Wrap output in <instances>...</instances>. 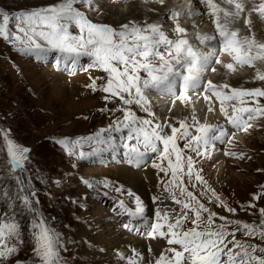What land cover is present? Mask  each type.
Instances as JSON below:
<instances>
[{
	"label": "snow or ice",
	"instance_id": "1",
	"mask_svg": "<svg viewBox=\"0 0 264 264\" xmlns=\"http://www.w3.org/2000/svg\"><path fill=\"white\" fill-rule=\"evenodd\" d=\"M149 2L163 10L161 13L155 7L147 9L160 19L153 22H148L146 17L128 19L115 27L89 18L87 13L103 14L100 0H58L14 11L0 8V38L18 53L37 59L46 53L59 52L63 63H70L74 69L82 57H88L90 63L81 70L96 69L105 74L89 77L91 82L86 87L105 93V101L118 100L120 106L109 111L122 115L115 116L107 127L92 135L55 139L54 143L68 157L75 160L95 157L103 150L101 145L116 143L117 138L111 133L125 130L127 135L121 138V144L129 165L139 168L150 153L156 154L153 167L163 176L157 181L162 191L153 200L163 206L156 209V220L147 236L164 244L156 252L149 246L147 256L137 248L120 250L121 260L127 264H264V208L259 209L258 223L230 220L211 211L190 190L200 186L202 194H210L209 199L215 200L219 207L233 214L237 211L209 185L202 175L203 168L197 165L200 160L212 157L218 143L231 145L236 132L248 133L253 121L264 118V104H261L264 88H233L227 83H214L207 79V74L217 73V66L235 73L238 67L247 65L255 69V79L264 81V41L257 39L253 31V16L264 20V0H198L201 8L197 9L191 0L181 3L141 0L140 6ZM204 17L212 26L210 31L202 30L196 22L195 18ZM182 19H192L191 30L182 26ZM225 56L231 62L222 60ZM61 63V59L56 60L55 70L61 71ZM153 92L171 97L172 106L177 102L191 106V121L178 120V126L156 122L150 99ZM201 96L208 102V112H214L213 98L219 102L225 123L200 121L193 97ZM132 105H137L150 118L138 116ZM226 125L234 131L230 133ZM165 129H170V134ZM10 131L0 128V175L3 176L0 204L6 209L0 212V264H67L62 256L67 251L66 241L38 209L37 193L29 187L32 181L25 175L26 164L31 163V149L14 140ZM85 145L91 150L85 151ZM224 155L245 159L243 153L225 151ZM81 183L98 195L102 185L132 202L134 207L121 198L118 208L113 210L117 216L130 218L122 223L123 229L131 231V221L145 216L146 206L141 197L124 185L88 178H81ZM103 195L109 193L105 191ZM262 196L264 193L253 194V200L259 201ZM87 198L85 194L73 202L83 208L80 201ZM248 207L257 205L249 202ZM25 213L30 217L28 232L32 241L27 262L17 258L25 243L20 223ZM238 233L250 239H237Z\"/></svg>",
	"mask_w": 264,
	"mask_h": 264
},
{
	"label": "rangeland",
	"instance_id": "2",
	"mask_svg": "<svg viewBox=\"0 0 264 264\" xmlns=\"http://www.w3.org/2000/svg\"><path fill=\"white\" fill-rule=\"evenodd\" d=\"M101 1L103 5L102 15L87 14L93 22L111 24L114 27L118 25L113 23V16L105 9L108 8L107 5L111 4L113 8H116L117 6H122V3H125V7H123V5L121 8L127 13V9L130 5L132 6L139 2L137 0H123L122 3H113L111 0ZM56 2H58V0H0V8L14 11L29 7L45 6ZM177 2L178 0H176V3ZM157 8V10H159L158 6ZM195 19L200 25L203 24L200 19L199 22L197 18ZM148 22L150 21L148 20ZM253 23V29L255 30L256 36H258L257 39L264 41V32L262 35L260 34V31L262 29L264 30V20L255 17V19L253 18ZM259 23H262L260 25L261 28H256V24ZM190 24H192V19H185V22H182V26L185 25L191 30ZM12 26L13 25H10V27ZM165 27H169V24L166 23ZM243 34L245 33H242V35ZM57 59H59V57H57V52L46 53L42 59L18 53L7 41L0 38V128L10 129V135L14 140L31 149V163L26 164L28 172L25 175L32 181L29 187L34 188L37 193L39 199V204L37 205L38 209L47 219L48 224L60 232L66 241L67 251L62 252V256L67 264H115L116 260L114 256L110 260L106 259L102 261L103 259L96 260V257L84 254L83 248L79 246L82 238H78L79 228L83 225V221H81L80 217L84 215L85 210L93 213V204L97 203L104 208L105 214H110L113 220L117 222L118 227L122 226V223L128 222V220L125 217L121 218V216H117L113 210L117 209L118 200L125 197H122L119 193L112 192L111 189L103 188L102 185L99 187L98 192L103 194V192L107 191L109 193L107 198L109 199L110 197L112 202H107L108 200H105L106 196L98 195L96 193L97 191L88 188L86 192L85 190H82L84 192H80L79 189H74V191L69 192L67 191L68 189H63L64 179L62 177L72 175H77L79 178L87 177L88 171L83 169L92 167L101 168V166H104L107 169L114 168L113 164H116L118 161L116 155L109 152L108 157L105 158L109 159V157H111L112 159H106L102 162L99 158L104 159L103 155L100 157H92L90 161L87 159L75 160L68 157L66 152L54 143V140L63 137L79 138L81 136H88L96 133L101 128L107 127L115 116L122 115L119 112L113 115L109 111L119 107L120 102L118 100L105 101V93L101 91L93 92L86 87V85L91 82L89 77L105 76L103 72L96 69H89L88 71L81 70L82 68H86L89 64L87 63L88 57H83V63L80 64L75 71H63L62 68L61 71L55 70ZM257 67H260V65H257ZM248 69L255 73V69L251 67ZM254 77L255 74L249 78L243 79L239 82L240 86L231 79L226 81H228L227 84L233 88L244 89L249 86L264 88V81H259ZM226 81L224 83H226ZM97 83L99 84L100 81ZM216 83L220 82L217 81ZM150 99L152 100L151 95ZM213 101L212 106H219V102H217L215 98H213ZM205 104L209 106L208 102ZM261 104H264V98H261ZM181 105L182 106L178 108V111H180V109L181 111L175 114L176 118L172 114V109L168 110L166 106H164L162 112L159 108L156 109L153 106L152 110L156 113L154 118L155 121L160 123H176L178 120L182 119L191 121V106ZM130 107L138 116L150 118L146 113L141 111L137 105H132ZM102 108L106 110L100 111ZM229 110L231 111V108H229ZM206 113L209 114L207 110H196V115L202 123L208 120ZM210 122L217 124L225 123L223 115L221 119L214 121L211 119ZM176 126H178V123H176ZM165 132L170 134V129H165ZM126 134L127 130L123 133H111V135L117 138L113 146H118L121 149L119 156L123 161L122 164L125 163L122 157L124 148L121 147L120 144L121 138L126 136ZM235 136L237 139L234 138L231 145L225 144L219 146L220 144H217V151L213 153L212 157L210 159L200 160L197 166L203 168L202 175L208 181L209 185L215 189L226 204L237 209L236 213L227 212L225 209L219 207L215 200L209 199L210 194H202L200 186L194 189L190 187V190L196 193L201 199V202L205 203L206 207L216 212L219 216H225L230 220L240 219L244 222L258 223L260 219L259 209L264 208V196H262L259 201H255L253 200V194L264 193V187H261L264 185V118L256 120L255 124H253V128H251L248 133L241 134V132H236ZM241 136L245 137L244 142L241 141ZM182 146L183 143L181 142V147ZM86 147L87 150H89L90 147L85 145V148ZM225 151L243 153L245 159L240 160L232 156H226L224 155ZM154 156V154H149L150 158L148 157L147 165L150 166L151 163L157 160V157ZM218 157L219 159L223 158V160L227 161L225 163L227 167L223 175L216 172V166L219 160ZM87 162L92 163V166H89ZM73 164L76 165L75 168L72 167ZM80 165L83 169H79ZM77 168L78 170H76ZM142 176L144 181H147L151 200L154 204H157L158 202L154 201L153 197L162 191V186L158 184L157 181L163 174L157 169L155 175L149 177L150 179L148 176L144 175V172ZM92 177L93 180L103 179L101 176L97 178L98 175ZM2 179L3 176L0 175V180ZM105 179L117 185L116 182L112 181L110 178L106 177ZM57 180L61 181L60 184L55 183ZM67 185H69V187L75 186H72V184ZM124 187L129 189L126 186ZM129 190L135 192L134 189ZM135 193L137 194V192ZM85 194H88V198L80 201L83 208L73 202L80 200V197ZM129 201L130 200L126 199L127 204H132V202ZM249 202L255 203L257 207L249 208ZM167 204H171V201H167ZM172 206L178 208V206ZM5 210L4 205L0 204V212ZM29 220L30 217L27 213L20 219L25 243L21 246L17 258L25 262H27L31 256L32 248V241L30 239V233L28 232ZM217 222L219 223V221ZM143 226L148 227L146 222ZM189 226L191 225L186 224V227ZM142 239L145 240H143L145 244L142 245L144 247L131 245L128 250L132 247H136L142 253L145 251L144 254L146 253L145 256H147V249L151 246L148 242L151 241V239L148 238L147 234H144ZM237 239L250 238L244 237L238 233ZM84 242L85 244L88 243L86 239H84ZM251 242L258 241L252 240ZM116 256L120 258L118 253ZM121 262L127 264L124 260H121Z\"/></svg>",
	"mask_w": 264,
	"mask_h": 264
},
{
	"label": "bare ground",
	"instance_id": "3",
	"mask_svg": "<svg viewBox=\"0 0 264 264\" xmlns=\"http://www.w3.org/2000/svg\"><path fill=\"white\" fill-rule=\"evenodd\" d=\"M137 1H139V2L133 4L132 6L130 5L128 7L127 13L124 12L123 8H121L123 5H124L123 7H125V3L124 4L122 3V6H120V7L117 6L116 8H113V6L111 4L110 5L106 4L108 6V8H105V9H107L108 13L113 16V21H114L113 23L117 24V25H119L120 23H123V22H127L128 19H140V18L146 17L147 20H149L150 22L160 19V16L147 11L148 8H153V7L157 8L158 5H156L152 2H149L144 7H141L140 6L141 0H137ZM101 2L102 1L100 0V3ZM174 2L176 3V0H174ZM181 2H187V0H178L177 3H181ZM191 4H192L194 9L201 8V5L198 4V0H191ZM158 12L162 13L163 10L159 9ZM255 17H258V16L254 15L253 18L255 19ZM197 19H198V22L200 20H201V23L203 22V24H201V25L198 23L200 25V28L201 29L203 28L202 30H204V31H210L211 30L212 26L207 21L206 17H204L202 19L201 18H197ZM182 22H185V19H182ZM262 23L256 24L255 27L256 28L260 27V25ZM190 27H191V24H190ZM253 31L255 32L254 29H253ZM260 32H261L260 34L262 35L264 30L262 29ZM222 60H224L225 62H231L230 58L227 56L222 57ZM82 63H83V58H81V60H80V64H82ZM217 67H218L217 73L207 74V79H211L214 83H216L217 81H219L220 83H224L226 80L231 79L236 84H238V86H240L239 82H241L245 78L251 77L253 74H256L253 71L249 70L248 69L249 66H247V65L242 66V67H238V69L235 73H229L226 69H223L220 66H217ZM227 82L228 81H226V83ZM247 88H257V87H253V86L250 87L249 86ZM190 95H191V93H190ZM156 98L160 99L161 101H157ZM155 103H157V104H155ZM193 103L195 105V109L198 111L201 109L207 110V108H208V106H207V104H205L206 102L204 100L199 101V100H197L196 97H193ZM152 104L156 109L159 108L162 112L164 110V106H166V108L168 110L172 109V114H173V116H175V118H176L175 114H178L181 111V109H180V111H178V108L182 106L180 102H177L175 106H172L171 97L158 95L155 92H153ZM213 107H214V112H209V114L206 113V117H208V120H207L208 123L211 121V119L214 121V120L221 119V117H222V114L219 112V106L213 105ZM190 112H192V107L190 109ZM240 139L242 142L245 141L244 136H241ZM219 146H221V145H219ZM101 148L103 150L96 157H100L103 155L104 159L99 158V160H101V162H102V161L108 159L105 157H108V155H109L108 153L112 152L113 154L116 155V158L118 160L116 162V164H113L114 168L107 169L104 166H101V168L92 167V168H87L88 169L87 170V169H83L82 166L80 165L79 169H83L85 171H88V176L87 177H81V178H88V179L93 180L92 176L98 175L97 178H99L101 176L103 179L108 177L112 181L116 182L117 185L123 184L124 186L128 187L129 189H134L135 192H137V194L141 197L142 201L144 202V204L146 206L145 216L141 220L131 221L132 224L136 225L131 231L126 230V229L123 230L122 226L118 227L117 222L115 220H113V218L110 216V214H105V210L101 205L94 203L93 204L94 205L93 213L87 212L85 210L84 215L82 217L79 216L81 221H83V225H82V227L79 228V233H78V235H79L78 238L79 239L82 238L81 242H80L81 244H79V246H80V248H83L84 254H87V256L96 257V260L97 259L98 260L103 259L102 261H104L106 259L110 260L114 256V259L116 260L115 264H123L121 262V259L118 256H116L118 251L128 250L129 246H131V245H136L138 247L139 246L144 247L142 245L145 244V242H144L145 240L142 239V236L144 234L148 233L150 225L155 222V220H156V217H155L156 209L163 206L159 202L158 203L156 202L157 204H154V202L151 200L150 192H149L148 187H147L148 186L147 181H144V178L142 176L143 172H144L145 176H148V178L150 176H154L157 169L153 167V163H151L150 166L147 165V162H148L147 158L149 156L146 158V161L141 165V167L137 168V167H134L132 165H129L126 161L124 164H122L123 161H122L121 157L119 156L121 149L118 146L115 147L113 145H111V146L101 145ZM84 150L90 151L91 148H89V150H87V147H86ZM219 156H221V155H219ZM109 159H112V158L109 157ZM218 159H219V157H218ZM87 160L90 161L91 159H87ZM216 160H217V158H216ZM226 162L227 161L223 160V158L219 159L217 162V166H216V172L221 173L223 175L225 170H226V167H227L225 164ZM87 163H89V166H92L91 165L92 163H90V162H87ZM76 170H78V168ZM67 173H69V172H67ZM62 178L64 179V187H63L64 190L68 189L67 191H69V192L74 191V189H79L80 192L82 190H85V192L87 191V187L81 183V178L77 177V175L65 176ZM94 180H96V179H94ZM67 184H72V186H74V185L75 186L69 187V185H67ZM82 192H84V191H82ZM99 195L103 196L102 193ZM76 198H78V197H76ZM101 198H103V197H101ZM106 199L108 200L107 202H109V203L112 202L110 197L108 199L106 196L105 200ZM114 200H116V199H114ZM164 204H167V201H164ZM128 205L130 207H133V204H128ZM122 217H125L129 222V220H130L129 217L121 216V218ZM152 218L155 220H153ZM105 219H106V221H105ZM123 222H124V220H123ZM145 222H146L148 227L143 226V224L145 225ZM97 225H99V227H97ZM145 238H147V237H145ZM84 239H86L88 241L87 244H85ZM163 242L164 241H162V240H151L148 242V244H150L153 251L156 252L164 244ZM132 248H136V247H132ZM100 249H104V251L101 252ZM142 250H143V248H142Z\"/></svg>",
	"mask_w": 264,
	"mask_h": 264
}]
</instances>
